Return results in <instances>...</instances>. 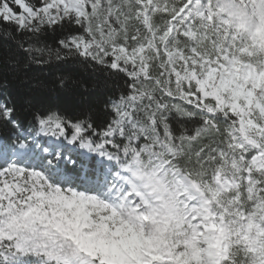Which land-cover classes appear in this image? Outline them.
Returning <instances> with one entry per match:
<instances>
[{"label": "snow or ice", "instance_id": "snow-or-ice-1", "mask_svg": "<svg viewBox=\"0 0 264 264\" xmlns=\"http://www.w3.org/2000/svg\"><path fill=\"white\" fill-rule=\"evenodd\" d=\"M0 264H264V0H0Z\"/></svg>", "mask_w": 264, "mask_h": 264}]
</instances>
